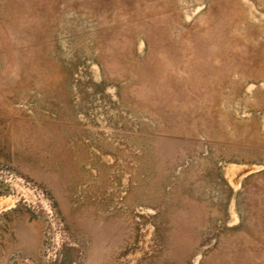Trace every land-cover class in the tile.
<instances>
[{
  "label": "rangeland",
  "instance_id": "obj_1",
  "mask_svg": "<svg viewBox=\"0 0 264 264\" xmlns=\"http://www.w3.org/2000/svg\"><path fill=\"white\" fill-rule=\"evenodd\" d=\"M0 264H264V0H0Z\"/></svg>",
  "mask_w": 264,
  "mask_h": 264
}]
</instances>
